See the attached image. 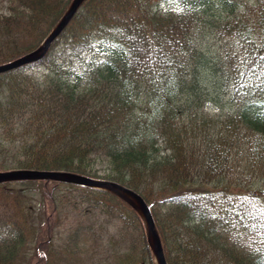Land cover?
Wrapping results in <instances>:
<instances>
[{"label":"trees","instance_id":"1","mask_svg":"<svg viewBox=\"0 0 264 264\" xmlns=\"http://www.w3.org/2000/svg\"><path fill=\"white\" fill-rule=\"evenodd\" d=\"M72 2L9 0L0 64L37 48ZM14 169L133 189L167 264H264V0H84L43 59L0 73V171ZM60 205L77 221L66 238ZM0 264L156 263L122 198L34 180L0 184Z\"/></svg>","mask_w":264,"mask_h":264},{"label":"water","instance_id":"2","mask_svg":"<svg viewBox=\"0 0 264 264\" xmlns=\"http://www.w3.org/2000/svg\"><path fill=\"white\" fill-rule=\"evenodd\" d=\"M83 1L84 0H73L65 15L62 17L56 27L49 33L43 43L37 49L25 54L20 58L5 64H1L0 73L34 63L43 58L46 55L51 43L67 26ZM16 180H55L64 183L89 186L92 188L104 189L114 192L127 203H129V205H131L134 209L139 211V213L142 215L148 231L149 241L155 255L156 263L167 264L162 241L157 231L151 209L143 199V197L134 190L114 181L99 180L68 171H47L31 169L0 171V183Z\"/></svg>","mask_w":264,"mask_h":264},{"label":"rangeland","instance_id":"3","mask_svg":"<svg viewBox=\"0 0 264 264\" xmlns=\"http://www.w3.org/2000/svg\"><path fill=\"white\" fill-rule=\"evenodd\" d=\"M9 3V0H0V9L2 12L6 13L7 12V5ZM164 9H170V8H176V9H181L179 6L168 3V4H164L163 5ZM206 48L209 51L210 49L215 53L219 48H220V44L217 43L216 40H210L207 42L206 44ZM225 94V92H223V94L221 95V97H223V95ZM223 101L226 103L228 101V97L224 96ZM207 110L211 111L212 113H214L217 109L215 107L214 103H208L207 104ZM97 167L100 169V171L104 172L106 170V165L104 162H100ZM31 207H34L33 209H44L45 205H41V202H46L48 207H51L52 203L49 199H46L43 197L44 201L41 199L40 195H31ZM62 206V207H61ZM58 208V211H55L52 215H51V219H52V225L55 227L54 228V233L56 235V237H59V233L60 232L64 238H66L69 233L75 228L77 221L75 219H70L67 217H70L71 215H67L65 214L63 211L65 209L64 205H60ZM93 249H92V254H95L98 249H96L95 244H93ZM97 257V254H96Z\"/></svg>","mask_w":264,"mask_h":264}]
</instances>
